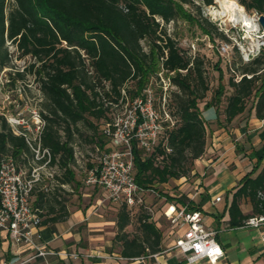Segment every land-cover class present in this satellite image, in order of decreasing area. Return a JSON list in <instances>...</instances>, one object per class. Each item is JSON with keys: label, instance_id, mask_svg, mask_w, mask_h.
I'll use <instances>...</instances> for the list:
<instances>
[{"label": "trees", "instance_id": "obj_1", "mask_svg": "<svg viewBox=\"0 0 264 264\" xmlns=\"http://www.w3.org/2000/svg\"><path fill=\"white\" fill-rule=\"evenodd\" d=\"M199 1L205 5L213 3V0ZM238 2L264 17V0ZM184 5L196 7L198 15L187 12ZM179 18L193 23L210 39L216 35L228 40L222 30L200 15V5L194 0H0V70L11 62L8 44L15 46L20 57L33 58V62L15 74L23 79L27 72L31 73L38 83L47 111L43 113L42 142L57 156L62 169L61 183L76 182L70 164L75 161L71 139L74 131H78V122H86L93 128L90 139L100 146L105 143L102 137L108 138L88 118L111 122L107 115L110 104L99 93V82L107 83L105 95L109 102H124L126 97L141 95L150 77L158 78L160 70L176 86L173 96L178 119L165 128L149 154L131 140L134 179L142 188L151 189L171 178L185 177L193 169L194 160L205 150L206 125L198 102L205 97L208 83L203 75L202 57L187 54L166 31V25ZM142 40L148 42V50ZM218 63V84L203 107H215L217 113L223 114V120L229 122L250 102L255 116L264 119V44L249 61L240 62L239 74L230 68L233 72L228 85L232 91L223 105L225 86ZM166 146L171 148L170 152H166ZM6 154L14 156L19 166L22 162L28 167L32 158L24 138L14 134L0 115V156ZM260 160L261 157L255 168L241 178L233 193L228 207L230 226L241 225L248 216L239 207L241 197H248L254 214L264 212V199L258 196L264 190V163L252 176ZM31 196L35 197L34 206L38 209L45 205L51 211L54 204L58 205V214L42 218L41 224L57 221L66 212L53 191L35 189ZM174 197L173 200L191 210H200L208 199L203 195L195 203L184 194ZM114 220L116 233L112 246H116L121 256L134 258L162 250L161 231L149 214L139 216V232L132 235L125 230L130 221L125 205H120Z\"/></svg>", "mask_w": 264, "mask_h": 264}, {"label": "built area", "instance_id": "obj_2", "mask_svg": "<svg viewBox=\"0 0 264 264\" xmlns=\"http://www.w3.org/2000/svg\"><path fill=\"white\" fill-rule=\"evenodd\" d=\"M194 1L200 4V1ZM202 12L205 17L215 15L206 5ZM156 19L162 23L160 18ZM190 47L195 48L193 42ZM229 47L227 41L221 42L220 53H227ZM238 48L244 61H249L259 52V49L246 50L241 45ZM168 84L170 85L169 79ZM0 115L4 116L14 134L24 138L32 154L28 167L19 166L12 155L0 156V236H5L12 245L35 249L34 256H67V251L48 249L45 244L35 240L39 237L42 217L38 208L31 204L33 190L49 192L54 187L65 186L58 179L61 168L57 156L42 142L45 126L43 112L37 107L9 111L0 101ZM174 122L175 118L166 103H162L161 111H158L152 94L145 88L141 95L129 100L122 114H117L103 126L102 129L109 138V148L101 151L96 163L86 170L84 182L92 187L102 188L111 201L129 209L142 203V194L146 189L134 179L131 140L134 139L137 147L149 154L154 150L164 129ZM165 150L170 152L171 148L166 146ZM73 157H77L76 150H73ZM258 196L264 199V190L259 191ZM219 200L220 196H216L215 201ZM163 214L181 231L166 250H177L189 264L203 259L208 264H216L225 256L215 239L216 230L205 225L200 210H191L185 204L172 201L167 203ZM242 225L252 228L264 226V212L249 214L243 219ZM262 238L264 239V234ZM70 255L75 257V254ZM156 255L157 252L148 256ZM115 257L122 258L120 255Z\"/></svg>", "mask_w": 264, "mask_h": 264}, {"label": "crops", "instance_id": "obj_3", "mask_svg": "<svg viewBox=\"0 0 264 264\" xmlns=\"http://www.w3.org/2000/svg\"><path fill=\"white\" fill-rule=\"evenodd\" d=\"M201 113L209 127L206 126L205 150L193 162L196 179L187 183L183 182L185 177L173 178L179 192L173 196L184 194L195 203L201 196H208L200 207L202 218L207 227L216 230L215 239L225 253L216 264H264V226L252 228L228 223V207L241 178L255 168L260 157V164L252 176L264 163V119L257 118L250 106L229 122H225L223 114L217 113L213 106L204 107ZM63 184V188L69 186V183ZM216 196H220L219 201H215ZM57 200H62L65 205V214L57 221L42 223L35 240L48 249L65 250L68 255L34 256L35 249L12 245L1 235L0 264H189L177 250H166L181 233L175 229V234L171 235L173 227L176 228L174 225L166 234L167 237L171 235V239L156 256L126 258L112 246L116 233L113 218L92 212L91 205L75 206L71 200L59 195ZM34 203L35 197L31 196L33 206ZM239 207L245 215L254 214L248 197L240 198ZM38 210L43 214L42 218H52L59 212L56 204L51 211L45 205ZM116 255L122 258H116ZM194 264L208 263L203 259Z\"/></svg>", "mask_w": 264, "mask_h": 264}, {"label": "rangeland", "instance_id": "obj_4", "mask_svg": "<svg viewBox=\"0 0 264 264\" xmlns=\"http://www.w3.org/2000/svg\"><path fill=\"white\" fill-rule=\"evenodd\" d=\"M236 1L238 2V0ZM199 5L200 15L205 17L202 12V8L205 5L201 2ZM206 6H209L215 15L207 16L205 18L212 22V24L216 25L219 30H222L228 40H224L216 35H213V38L210 39L206 35L201 34L197 27L186 19L179 18L166 25L167 33L175 39L180 48L186 50L187 54H195L203 59V75L208 83V91L206 92L205 97L198 102L200 112L204 109L203 106L205 100L210 99L213 90L219 81V72L216 69V63L219 62L218 66L222 70L221 82L225 86V92L222 96L223 105L226 96L232 91V88L228 85V78L233 72L230 68L234 69L235 72L239 74L240 70L238 67H240V62H246L242 58L238 45H241L246 50L256 51L264 44V27H261L258 23V15L255 12L246 10L242 5L245 12L251 16L257 26L256 29L248 31L240 23L230 21L226 17L227 15L224 16L215 13L217 10L221 11L223 9L218 0H213L211 5ZM184 9L192 15H198L196 7L184 5ZM225 41L229 43L230 47L228 48L227 53L221 54L219 46L221 42ZM191 42L194 43V49L190 47ZM141 44L145 50H148V42L146 40H142ZM8 49L11 53V62L9 66L0 70V101L6 105L9 111L14 112L27 107H37L40 108L41 112L46 113L47 111L42 105V95L34 76L27 72L23 79H19L15 74L16 70L22 71L27 64L33 62V58L29 55L20 57L19 52L16 51L13 44H8ZM157 76L158 78H156V75L150 77V81L148 82L146 89L150 91L154 98L155 108L158 111H161L162 103H167L166 105H168V110L174 116L176 121L178 118L175 99L173 96V92L177 91L176 86L168 84L165 71H158ZM164 88H167V90H164ZM97 89L102 95L104 102L110 104L107 115L111 118V120L117 114H122L124 112V108L129 104V97L125 98L124 102L110 103L108 101L109 97L105 95L107 83L103 81L99 82ZM249 106L250 102L247 104L246 108ZM24 112L25 114L27 113V111ZM88 118L97 126L98 131L105 126L104 119L95 120L91 117ZM204 121L208 128V122L205 119ZM77 127L78 131H74V135L71 139V145L73 146V150H76L77 157H75L74 163L70 164L74 172L76 182H72L66 188L59 186L54 187V189L49 191V193L53 191L56 195L62 196L67 200H71L73 203L72 205L75 206L85 207L91 205L92 212H101L105 217L115 219L120 205L111 201L102 188L92 187L84 182L86 170L90 168L89 165H94L100 152L109 148V138L106 136L102 137L105 143L103 146H100L98 142L90 139L94 130L88 123L78 122ZM60 133L64 136L61 129ZM20 164L21 166L27 167V165H24L22 162H20ZM194 170L195 167L193 163V169L188 172L183 182L186 181L187 183H192L196 179ZM61 174L62 170L60 169L58 179ZM165 183L155 184V187L146 189L142 194V203L137 204L130 209L128 208L130 221L125 227V230L130 235L137 234L139 232V216L141 214H149L150 220L155 222L156 226H158L161 231V242L163 246L169 242L172 237L171 235L175 234V229L177 228L173 227V234L167 237V231L172 227V223L165 217L163 210L166 208L167 203L174 201L173 199L175 197L173 194L179 193L176 189L177 186L175 185L173 178L169 179L168 182ZM170 196L173 198H169ZM114 230L116 231V226H114ZM113 248L118 250L116 246Z\"/></svg>", "mask_w": 264, "mask_h": 264}, {"label": "bare ground", "instance_id": "obj_5", "mask_svg": "<svg viewBox=\"0 0 264 264\" xmlns=\"http://www.w3.org/2000/svg\"><path fill=\"white\" fill-rule=\"evenodd\" d=\"M222 5L221 11H216V14L219 15H227L226 17L233 21L234 23H240L243 25L248 31L256 29V24L254 20L249 16L243 6L238 3L236 0H218ZM221 7V6H220Z\"/></svg>", "mask_w": 264, "mask_h": 264}, {"label": "water", "instance_id": "obj_6", "mask_svg": "<svg viewBox=\"0 0 264 264\" xmlns=\"http://www.w3.org/2000/svg\"><path fill=\"white\" fill-rule=\"evenodd\" d=\"M257 21H258V23L261 25V24H263L264 23V17H263V15H258V17H257Z\"/></svg>", "mask_w": 264, "mask_h": 264}]
</instances>
